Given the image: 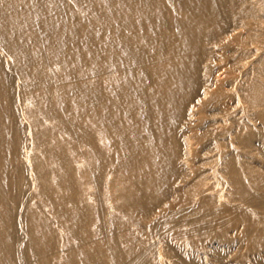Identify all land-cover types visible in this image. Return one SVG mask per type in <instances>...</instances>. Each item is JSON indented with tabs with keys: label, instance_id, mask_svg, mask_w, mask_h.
Listing matches in <instances>:
<instances>
[{
	"label": "bare ground",
	"instance_id": "1",
	"mask_svg": "<svg viewBox=\"0 0 264 264\" xmlns=\"http://www.w3.org/2000/svg\"><path fill=\"white\" fill-rule=\"evenodd\" d=\"M223 247L264 264V0H0V264Z\"/></svg>",
	"mask_w": 264,
	"mask_h": 264
},
{
	"label": "rangeland",
	"instance_id": "2",
	"mask_svg": "<svg viewBox=\"0 0 264 264\" xmlns=\"http://www.w3.org/2000/svg\"><path fill=\"white\" fill-rule=\"evenodd\" d=\"M223 57H225V58H223ZM220 59L223 60L222 62H226L227 64H229V61L228 60H230V59L228 58V56H226V55H220V56L218 55V56H215V58H213L212 61H211V66H212L211 72L209 74H205L204 73V75L202 77V82L211 84V87H213L212 80H213V78L215 76V73H216L215 70H217V64L220 63L219 62ZM214 97L212 98L211 103H209L210 106L207 109V111L201 113L200 115L197 114V116L194 117L193 121L190 124H188V123L185 124L186 127H187L186 128L187 130H190L191 131V129H193V126H194V129L193 130L200 131V132H203L204 133V131H206L208 129V128H206V125H209L211 123L210 119L212 117V114H207V113H210L211 111L214 112V110H212L211 105H215V104H217V101L218 100H221V96L220 95L216 96L215 98ZM201 115H203L204 117L201 116ZM199 122H200V125H199ZM195 124H197V125H195ZM188 125L189 126L191 125V127H189ZM201 129H202V131H201ZM205 133H207V132H205ZM201 141L202 142H205V141H207V138L203 137ZM190 145H191V149L193 151H195L197 153V155H198L199 146H201V144L198 145L197 143L194 142V139H193L191 141ZM22 153L23 154H26V149H23ZM199 155H201V156H199ZM199 155H198L199 157L197 158L198 160L197 159H196V161L194 160L195 161L194 163H196V162L198 163V161L201 159V157H203L202 153L199 154ZM238 229L239 228L237 226L228 227L227 228V232L228 233L230 231H231L230 233L237 232ZM165 230H166V228H165L164 224H162L161 222H157V223H155V225H153V229L150 230L149 233L146 234V238H150V237H152L153 234H159V233H161V232H163ZM170 241H171L170 244H172L173 246H178V247L181 246V243L178 242V241H176V240H170ZM229 254H230L229 251L225 247H223V248H220V249H216L214 251H211L208 255H204L202 257V259H200V261H201V264H229L230 263ZM26 258H27V260H30L32 258V255H30V256L27 255Z\"/></svg>",
	"mask_w": 264,
	"mask_h": 264
}]
</instances>
